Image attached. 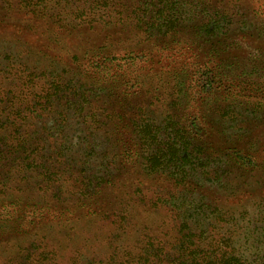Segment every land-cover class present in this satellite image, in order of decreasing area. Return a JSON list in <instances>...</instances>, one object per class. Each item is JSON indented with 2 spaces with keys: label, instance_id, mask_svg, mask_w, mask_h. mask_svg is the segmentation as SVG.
<instances>
[{
  "label": "rangeland",
  "instance_id": "1",
  "mask_svg": "<svg viewBox=\"0 0 264 264\" xmlns=\"http://www.w3.org/2000/svg\"><path fill=\"white\" fill-rule=\"evenodd\" d=\"M200 3L195 17L181 3L165 33L145 0H103L86 23L73 9L83 2L69 0L51 8L61 28L16 3L0 8V86L29 66L34 92L67 91L41 118L64 126L42 130L59 148L35 151L28 170L0 148V264H156L158 250L159 264H174L188 216L217 242L231 236L249 264L264 259V0ZM201 10L224 24L219 34L199 33ZM30 124L26 138L41 125ZM172 140L186 149L184 173L151 172L147 151Z\"/></svg>",
  "mask_w": 264,
  "mask_h": 264
},
{
  "label": "trees",
  "instance_id": "2",
  "mask_svg": "<svg viewBox=\"0 0 264 264\" xmlns=\"http://www.w3.org/2000/svg\"><path fill=\"white\" fill-rule=\"evenodd\" d=\"M79 1L83 2V8L81 6L73 8L75 10H81L79 11V13L77 12L78 16L75 15L77 16L78 23H86L88 22L87 20L91 19V16L95 17L93 11L95 10V8L98 9L100 6V8L102 9L103 0H91L92 4L88 5L87 2L89 0ZM68 2L69 0H0V8L11 9L12 4L16 3V6L18 5L22 11H25L34 17L47 16L49 17V19H54L55 23L58 24L61 28L65 25V21H67V19L61 17L60 15L62 14H51V8L57 6H67ZM145 2L146 4L151 5L153 16L156 17V20L158 22L157 25L154 23L150 26L156 25L155 27L157 29L161 28L162 30H164V33L166 32V30L174 29L176 27V20L175 18L172 19V15L174 14V17H177V15L181 13V10L179 9L181 3L189 6L190 15H192L191 17H195L194 10L197 8L199 9V5L201 4L200 0H145ZM62 3L63 5H61ZM69 12L72 13V9ZM67 13L68 12H66L65 14L67 15ZM199 14L203 17H208V21H206L205 24L202 23L198 28L199 33L213 35L216 32L217 34H219L218 30H220L222 28L221 25L224 24H220V22H217V15L209 14L206 10H201ZM50 66H52V64L48 65V67ZM28 69H30L29 66L24 69V78H19L17 76H13L10 78L12 79V82H7L9 86L7 91L4 90V87L6 86H0V97L5 96V109L0 108V148H9V154L15 157V161L18 162V165L22 170H28L26 168L31 167V165L36 166L35 162L37 161L36 157L38 155H36V157H33L28 164V161L31 159L30 156H33L35 154V151L38 150L40 152L45 148H59L56 144H54L53 147H49L50 145H48L45 138V132L42 133V130H45L43 129V127L46 126L47 133L49 134L50 131H52L50 125L54 123L55 126L53 127V129L54 133H56V130L61 127L63 128L64 126H61L62 124L59 123L60 120L56 121L55 117L53 118L52 122H42L41 118L44 111L48 112L51 115L53 113L52 109L57 104V102L67 95V91L60 92L61 90L58 89L54 84L50 85L51 89L46 90L41 86L39 93L36 91L34 92L35 87L38 86L40 80L39 78H34V74L27 72ZM4 80L8 81L9 77H6ZM24 80H27V82L23 84L27 85L26 88H18L15 81H21L22 83ZM0 102L2 103V100H0ZM35 120L38 121V123H41V125L38 126L39 128L34 131L33 138H26L28 134L27 132H25L26 126L29 125L30 127V123H33V121ZM81 122V125H84L86 123L84 120H82ZM139 127L141 126L139 125ZM8 130L10 132H8ZM143 130L146 131V133L151 134L148 125L143 126ZM143 130L141 131L143 132ZM90 134L88 135L90 136ZM53 136H55V134H53L52 137ZM153 136H156V134H154ZM85 138L86 136L83 138L84 141ZM83 139L79 141V145H81ZM147 139L148 136L146 138L143 136V140L146 141ZM172 141V143L169 142L164 144V148H154L153 151H147L145 158L146 166L151 170V172L164 173L166 171H174L176 175L184 173L185 163L187 159L185 157L186 149L178 148L174 140ZM27 148L29 149L27 150ZM26 152H29V154H27ZM89 155L90 157L87 158L93 157L92 155H94V152ZM7 157L8 156H6V153L4 157L3 153L0 152V161L1 159H3L2 161L7 160ZM237 159V164L244 163L243 161L245 160L248 161L245 157L242 158L240 156L237 157ZM71 162L73 163L74 160H72ZM247 163H249V161L246 162V164ZM22 166H24V168H22ZM50 167L51 166L46 167L43 171L48 176L46 183L54 184L59 176V169L56 168L50 171ZM174 172H172L173 175ZM95 175L96 174L93 175L94 178H97V176ZM176 175L175 178H178L181 181L184 180V177H176ZM3 186L4 184L0 183V195L2 197L8 196L6 195ZM173 199L174 201L177 200V198H174V196L172 200ZM172 200L171 203L173 204ZM213 208L215 212L218 211V209H215V206L213 207L211 205H208V210H212ZM175 210H180V207L178 206ZM190 218L192 217L188 216V218L184 220L180 225L179 233H181V239L177 242V256L174 257V259L170 258L171 262H173L174 264H249L247 260H244L240 256H237L235 254V249L233 248L231 242V236L227 239H222L221 241L217 242V240H214V238H210V236L207 235V229L200 228L197 225L196 228L190 226ZM209 218L210 216L206 215L203 219L207 222ZM202 241L208 242V248H202L200 244ZM151 249L153 250V248ZM160 253L161 250H158L154 255L157 261L156 264H159V261H162L160 258ZM164 259L165 258H163V261ZM136 264H149V260L148 258L144 257L141 260H138ZM253 264H264V259L260 258Z\"/></svg>",
  "mask_w": 264,
  "mask_h": 264
}]
</instances>
